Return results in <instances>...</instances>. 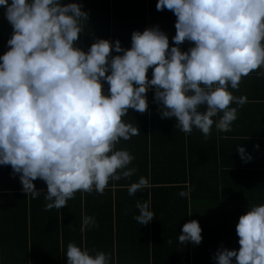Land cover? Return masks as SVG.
<instances>
[{
  "label": "clouds",
  "instance_id": "obj_1",
  "mask_svg": "<svg viewBox=\"0 0 264 264\" xmlns=\"http://www.w3.org/2000/svg\"><path fill=\"white\" fill-rule=\"evenodd\" d=\"M0 7L13 28L0 56V166H11L33 199L43 191L33 181L46 183L45 211L62 209L77 191L103 194L110 180L134 175L128 167L134 157L116 145L140 134L122 117L129 109L147 112L149 90L161 118H175L182 132L195 128L207 138L214 124L218 132H230L238 113L231 105L247 102L229 88L237 90L242 77L264 68V0H158V11L166 8L177 18L174 46L154 26L134 31L130 48L98 38L87 52L75 46L89 17L81 4L0 0ZM185 41L194 46L182 51ZM238 152L244 162L253 159L244 147ZM147 187L148 179L140 177L128 194ZM136 208L140 225L154 219L148 202L137 200ZM91 227H98L95 218L83 216L81 231ZM201 232L199 222L190 220L179 242L199 245ZM236 232L240 248L221 245L215 264H264V204L249 206ZM64 254L67 264L111 261L104 251L92 254L75 242Z\"/></svg>",
  "mask_w": 264,
  "mask_h": 264
},
{
  "label": "crops",
  "instance_id": "obj_2",
  "mask_svg": "<svg viewBox=\"0 0 264 264\" xmlns=\"http://www.w3.org/2000/svg\"><path fill=\"white\" fill-rule=\"evenodd\" d=\"M72 2L89 14L85 31L82 28L75 42L85 52L98 38L119 40L123 48H130L134 31L154 26L174 46L177 18L166 8L158 11V0H143V19L142 9L131 16L128 0H62ZM4 11L0 7V56L8 50L13 33ZM139 13L143 25L136 23ZM192 46L185 41L179 47L187 51ZM258 71L264 68L242 77L237 90L229 88L247 100L243 106L231 105L238 113L230 132H218L215 124L207 138L195 128L190 134L182 132L175 127V118H161L153 90L147 93V112L129 109L122 120L140 129V134L121 139L116 149L129 151L134 159L128 167L149 181V187L135 195L128 194L131 183L122 178L103 194L76 192L62 209L45 211L46 193L33 199L1 183L0 264H67L64 253L69 242L92 254L104 251L111 256L110 264H215L213 256L221 245L238 250L239 217L249 206L264 204V77H258ZM147 76L152 78L151 68ZM238 147L253 159L244 162ZM188 189V197L178 195ZM137 200L148 202L154 213L147 225L134 219L139 214ZM85 215L94 217L98 227L82 232ZM190 220L198 221L202 229L199 245L179 242L182 226Z\"/></svg>",
  "mask_w": 264,
  "mask_h": 264
},
{
  "label": "trees",
  "instance_id": "obj_3",
  "mask_svg": "<svg viewBox=\"0 0 264 264\" xmlns=\"http://www.w3.org/2000/svg\"><path fill=\"white\" fill-rule=\"evenodd\" d=\"M127 6L130 9V13L132 14L131 16L133 17V13H135L134 15H136V13L138 11H140V9L143 8V0H128L127 2ZM141 16L143 19V9L141 10ZM140 18V13L137 16V20L136 23H140L141 21L139 20ZM140 21V22H139ZM133 22V21H132ZM105 25L108 27L107 24V18L105 19ZM141 25H143V20L141 22ZM85 27L86 24L83 25V29L85 31ZM103 83V89H109V85L107 84L106 81L102 82ZM7 170H4L5 166H0V184L1 183H5L6 184V189L13 190V189H21L22 190V184L19 180V176L17 175L15 178L11 175L12 173V169L11 166H6ZM138 175L137 176H132L130 178L126 179L125 183H134L138 181ZM33 183L35 184L36 190H43L41 191V193H46L47 191V186L46 183L40 179H37L35 181H33ZM120 183V181H109L108 186L110 185H118ZM10 187V188H8ZM77 192H81V191H77ZM85 193V192H84ZM23 195H25V193H23Z\"/></svg>",
  "mask_w": 264,
  "mask_h": 264
}]
</instances>
